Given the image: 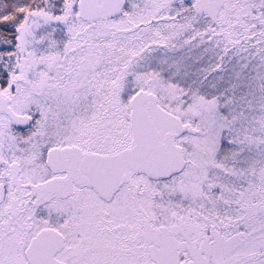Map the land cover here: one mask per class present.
<instances>
[{
	"label": "snow or ice",
	"instance_id": "obj_1",
	"mask_svg": "<svg viewBox=\"0 0 264 264\" xmlns=\"http://www.w3.org/2000/svg\"><path fill=\"white\" fill-rule=\"evenodd\" d=\"M0 264H264V0H0Z\"/></svg>",
	"mask_w": 264,
	"mask_h": 264
}]
</instances>
